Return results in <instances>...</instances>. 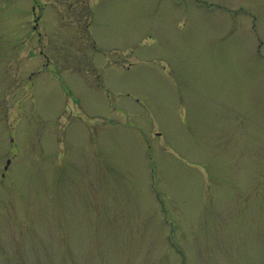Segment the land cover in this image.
I'll return each mask as SVG.
<instances>
[{
	"label": "rangeland",
	"instance_id": "1",
	"mask_svg": "<svg viewBox=\"0 0 264 264\" xmlns=\"http://www.w3.org/2000/svg\"><path fill=\"white\" fill-rule=\"evenodd\" d=\"M0 264H264V0H0Z\"/></svg>",
	"mask_w": 264,
	"mask_h": 264
},
{
	"label": "water",
	"instance_id": "2",
	"mask_svg": "<svg viewBox=\"0 0 264 264\" xmlns=\"http://www.w3.org/2000/svg\"><path fill=\"white\" fill-rule=\"evenodd\" d=\"M9 163V161H7V164Z\"/></svg>",
	"mask_w": 264,
	"mask_h": 264
}]
</instances>
